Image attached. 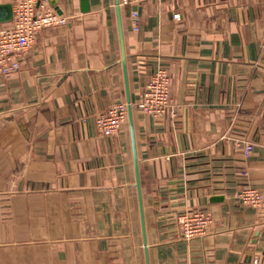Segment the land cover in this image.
I'll use <instances>...</instances> for the list:
<instances>
[{
    "label": "crops",
    "instance_id": "1",
    "mask_svg": "<svg viewBox=\"0 0 264 264\" xmlns=\"http://www.w3.org/2000/svg\"><path fill=\"white\" fill-rule=\"evenodd\" d=\"M51 2L70 22L38 32L19 71L0 76V264L264 256V204L234 198L245 184L264 194V0H88L86 12ZM157 67L170 113L133 106L115 136H100L93 120L138 101ZM241 139L255 145L247 159ZM194 210L212 224L187 242L176 217Z\"/></svg>",
    "mask_w": 264,
    "mask_h": 264
},
{
    "label": "built area",
    "instance_id": "2",
    "mask_svg": "<svg viewBox=\"0 0 264 264\" xmlns=\"http://www.w3.org/2000/svg\"><path fill=\"white\" fill-rule=\"evenodd\" d=\"M51 0H15L12 5L13 19L0 30V76L17 73L20 60L25 55L34 37L43 29L64 26L72 17L59 15L50 5ZM144 0H119L120 6H138ZM131 18L137 19L136 11ZM173 19L177 21L178 15ZM170 78L166 69L157 67L150 75L138 101L119 102L93 120L97 133L106 138L115 136L126 123L128 107H136L154 119L165 118L170 113ZM235 150L243 159L249 158L255 145L249 140H236ZM241 174L246 176V172ZM235 200L242 206L261 209L264 194L256 187L245 184L234 193ZM180 239L187 242L204 237L212 224V216L206 210L184 211L176 217ZM251 264H264V256L254 255Z\"/></svg>",
    "mask_w": 264,
    "mask_h": 264
},
{
    "label": "water",
    "instance_id": "3",
    "mask_svg": "<svg viewBox=\"0 0 264 264\" xmlns=\"http://www.w3.org/2000/svg\"><path fill=\"white\" fill-rule=\"evenodd\" d=\"M80 2H81V10L83 12H86L88 10V0H80ZM50 4L53 5V3L51 1H50ZM55 11L59 15L62 14V12L57 8H55ZM116 13H117V20H118L119 36H120V41H121L120 20H119V15H118L117 3H116ZM12 19H13L12 5H10V4L0 5V24L11 22ZM123 58H124V55L122 52V60H123ZM127 103H132V101H130V99H128ZM130 109H131V107H128L129 111H130ZM222 200H223L222 197H211L209 199V202L215 203V202L222 201ZM263 255H264V252H263Z\"/></svg>",
    "mask_w": 264,
    "mask_h": 264
}]
</instances>
